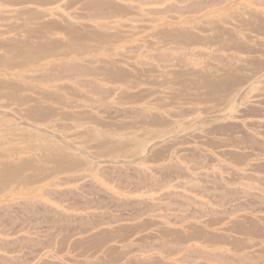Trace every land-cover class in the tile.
Instances as JSON below:
<instances>
[{
	"label": "rangeland",
	"instance_id": "obj_1",
	"mask_svg": "<svg viewBox=\"0 0 264 264\" xmlns=\"http://www.w3.org/2000/svg\"><path fill=\"white\" fill-rule=\"evenodd\" d=\"M89 1L0 0V264H264V0Z\"/></svg>",
	"mask_w": 264,
	"mask_h": 264
},
{
	"label": "bare ground",
	"instance_id": "obj_2",
	"mask_svg": "<svg viewBox=\"0 0 264 264\" xmlns=\"http://www.w3.org/2000/svg\"><path fill=\"white\" fill-rule=\"evenodd\" d=\"M101 2V1H100ZM89 4L92 6V7H95V8H100L101 9V7H102V4L100 3H98L97 2V0H90L89 1ZM34 15H35V13H34ZM41 15V14H40ZM32 16H33V14H32ZM38 17H39V15H38ZM42 17V16H41ZM30 18V17H29ZM30 22V21H29ZM40 21H38V23H39ZM23 23V22H22ZM31 23V22H30ZM42 23V22H41ZM24 24H26V23H24ZM24 24L22 25V26H24ZM42 25V24H41ZM40 25V26H41ZM49 25H51L52 26V23H48V25H47V27H49ZM259 26H257L258 28H263L264 29V23L261 21V20H259V24H258ZM43 26H46V25H43ZM54 27H56V25H53ZM52 26V27H53ZM27 27V26H26ZM25 27V28H26ZM51 27V28H52ZM31 28V27H30ZM45 28V27H44ZM50 28V29H51ZM27 29V28H26ZM49 29V28H48ZM71 29V28H70ZM261 29H259V30H261ZM37 30V29H36ZM72 30V29H71ZM34 31H35V29H34ZM33 31V28H32V32H34ZM38 31V33H39V30H37ZM37 31H35L36 33H37ZM67 31H69V29L67 30ZM77 31V30H76ZM92 31V30H91ZM91 31L90 32H88V34H86V35H82L83 33L82 32H80V31H78V33L77 32H75L74 33V31H69V33L71 34L69 37H68V39H67V48H68V50H73V51H77V49H80V48H82L83 46H81V45H83V44H81L80 43V41H82L84 38H85V40H86V38H89L88 40H91L90 38L92 37V39H94L93 37H94V32H92L91 33ZM30 33V32H29ZM28 33V34H29ZM35 33V34H36ZM41 33H43V32H40L39 34H41ZM50 33V32H49ZM74 33V34H73ZM76 33H77V35L78 36H76ZM82 33V34H81ZM84 33H85V31H84ZM79 34H81V36L79 35ZM95 34H97V32L95 33ZM30 35V34H29ZM31 35H33L32 33H31ZM97 35H99V34H97ZM96 35V36H97ZM36 36H38V35H36ZM39 36H41V38H42V35H39ZM38 36V37H39ZM82 36H84V37H82ZM103 36H105V35H103ZM32 37H34V35L32 36ZM44 38H45V36H44ZM104 38L107 40V38L109 39V36H106V37H103V39H101V41H103L104 40ZM22 41L21 39H19L18 38V40L17 39H15L13 42H14V44H15V42L16 41ZM95 40V39H94ZM105 40V41H106ZM10 41V40H9ZM19 41V42H20ZM24 41H26V40H24ZM23 41V42H24ZM55 42H56V40H54ZM97 41V40H96ZM23 42H21L20 44H22ZM27 43H28V41H26ZM48 42V41H47ZM55 42H52V43H55ZM58 42V41H57ZM81 44V45H79V43ZM98 42H99V40H98ZM18 43V42H17ZM35 43H37L36 41H35ZM43 43H44V41H43ZM41 44L40 43V45H35V46H28V44H25L24 43V46H23V44L20 46V45H13V43H12V45L10 46V44H9V48H7V50H10V53H15V54H17L18 55V57L20 56V58H22V61H21V59H19L21 62H19L20 63V65L21 64H25V63H23L24 61H29V60H31V61H33V60H36V59H38V58H42L44 55L46 56V55H48V54H50L51 53V51L52 50H54L58 45L57 44H52L51 42H48V43H51V44H48V45H50V46H46L45 44ZM45 43H46V41H45ZM227 43V42H226ZM225 43V44H226ZM19 44V43H18ZM38 44H39V42H38ZM47 44V43H46ZM58 44H59V42H58ZM85 44V43H84ZM7 46H8V44H6ZM25 46H27V47H25ZM85 47V46H84ZM7 53L9 52V51H6ZM11 55H14V54H11ZM17 55H16V58H17ZM15 56V55H14ZM14 56H8L9 58H11V57H14ZM1 57V56H0ZM3 58V57H2ZM6 60L7 59H3V61L2 60H0V62L1 63H3L4 61L6 62ZM8 61H9V63H10V60L8 59L7 60V64H9L8 63ZM14 61H16V60H14ZM14 61H12V62H14ZM18 62V60L15 62V63H17ZM62 62V61H61ZM58 63V64H63V62L62 63ZM65 63V62H64ZM71 63L72 64H75V62L73 63V62H70V63H68V64H64V69L63 70H65L66 69V71H61V72H69L70 71V69H73V65H71ZM104 63H107V62H105L104 61ZM108 63H109V61H108ZM57 64V62L55 63V65L56 66H59ZM77 64V63H76ZM75 64V65H76ZM78 66H82L81 64L79 65V64H77ZM110 65H112V64H110ZM16 66V65H15ZM18 66V65H17ZM61 66H63V65H61ZM36 67V66H35ZM50 67H53V65H51ZM60 67V66H59ZM99 68H100V66H98ZM117 67V66H116ZM115 67V68H116ZM76 68V67H75ZM86 68H88L87 66H86ZM52 69H55V68H52ZM51 69V70H52ZM82 69V68H81ZM81 69L79 68V70L81 71ZM93 69V68H92ZM97 69V68H96ZM102 69H104L105 70V74L107 75H111L112 77L113 76H115V75H117L119 78L121 77V75H124V74H122L123 72L121 71V69H118V68H116V69H118V70H116V71H114L113 69H111L109 66L108 67H105V68H103V65H102ZM67 70H69V71H67ZM83 71H81V73H90V72H93V70H95V67H94V69L93 70H91L90 68H89V70L87 69V70H84V67H83V69H82ZM181 71H183L184 72V70H181ZM181 71H179L178 73H180ZM61 72H59V73H61ZM72 72L74 73V72H76L75 70H72ZM182 72V73H183ZM206 72V71H205ZM77 73V72H76ZM80 73V74H81ZM95 73H97V70L95 71ZM94 73V74H95ZM185 73V75H186V71L184 72ZM189 73V71L187 72V74ZM196 73V72H195ZM42 74H43V76H44V78H46L47 76V74H45V73H41L40 75L42 76ZM181 74V73H180ZM193 74V73H192ZM231 73H229V75H230ZM52 75H54V76H57L56 74H52ZM60 74H58V76H59ZM184 74H183V76H185ZM200 75V77H201V75H204L203 77H205V76H213V75H211V74H202V73H200L199 74ZM228 75V77H229V79L231 80V79H233L235 76V74L233 75V77L231 78V76H229ZM57 76V77H58ZM116 76V77H117ZM182 76V75H181ZM24 77H25V75H24ZM50 73H49V79H50ZM110 77V76H109ZM117 77V79H119ZM217 77V76H216ZM228 77H226V78H228ZM26 78V77H25ZM52 78H55V77H51V79ZM111 78V77H110ZM225 78V77H224ZM113 79L115 80V78L113 77ZM219 79V78H218ZM216 79V81H215V79L213 80L212 78L211 79H204V85H205V87L207 86L208 87V89H209V91H211V92H215V90H220V89H218V88H222L223 86H226V83H230V81H228L227 82V80L228 79ZM237 79V78H236ZM46 80H47V78H46ZM81 80V79H80ZM212 80V81H211ZM225 80V81H224ZM235 79H233V81H234ZM2 81H3V79H2ZM2 81L0 82V83H2ZM77 81V80H76ZM82 82H83V80H81ZM5 82V81H4ZM8 82V81H7ZM6 82V83H7ZM93 82V81H92ZM198 82V81H197ZM226 82V83H225ZM15 83V82H14ZM77 83H79V81H77ZM3 84V83H2ZM10 84V83H9ZM11 84H13L12 82H11ZM10 84V85H11ZM82 85V84H81ZM91 85H93V86H91L92 88L94 87V83L92 84L91 83ZM200 86H201V83H200ZM0 87H2V86H0ZM10 87V86H9ZM202 87H203V83H202ZM27 88V87H26ZM95 88V90H96V88L97 89H99L98 88V86L97 87H94ZM224 88V87H223ZM22 90H23V88H21ZM28 90V89H27ZM18 91V90H17ZM20 91V90H19ZM209 91H207V92H209ZM13 92V91H12ZM44 92L45 91H43V94H42V97L44 96L45 97V95L46 94H44ZM217 92V91H216ZM47 93V92H46ZM9 96H11V94H9V93H7ZM49 94V93H48ZM50 94L51 95H53L51 92H50ZM55 94V93H54ZM211 94V93H210ZM1 95V94H0ZM3 96H5V93H3L2 94ZM7 95V96H8ZM57 95V94H56ZM56 95L55 96H49V97H55L56 98ZM7 96H5V98L7 97ZM15 96V95H14ZM29 96V95H28ZM61 96V95H60ZM12 97H13V95H12ZM48 97V96H47ZM46 97V98H47ZM48 97V98H49ZM21 98V97H20ZM15 99V98H14ZM23 99V98H22ZM63 99V98H62ZM61 99V101H63ZM24 100H27V99H25L24 98ZM36 99H34L33 100V98H32V100L31 101H35ZM27 101H30L29 99L27 100ZM17 102H19V101H17ZM22 102H25V101H22ZM30 106H32V105H30ZM34 106V105H33ZM37 106H39V105H37ZM50 107V106H49ZM46 108L49 110V108H48V106H46L45 108H43V109H45L44 111L47 113V110H46ZM40 110H36V111H34L36 114H34V115H37V113L38 114H42V113H44V111H42V109H41V106H40V108H39ZM26 110L28 111V109L26 108ZM25 110V111H26ZM50 110H52V112L54 111L53 110V108H50ZM50 110L48 111V112H50ZM30 111V110H29ZM31 111H32V109H31ZM34 112H32L31 114H33ZM46 113H44V116L42 115V117H46V116H48V114L45 116V114ZM3 114V113H2ZM51 114V113H50ZM9 115V114H8ZM26 116H28V114H26ZM30 116V115H29ZM37 116H39V115H37ZM50 116V115H49ZM48 116V117H49ZM42 117H40L39 116V118H42ZM30 118V117H29ZM36 119V121H38L37 119L38 118H35L34 117V119L33 120H35ZM44 119H46V118H44ZM42 120V119H41ZM18 123V122H17ZM36 127V126H35ZM39 127H37V129H38ZM32 133V132H31ZM84 133H86V132H84ZM92 133V132H91ZM90 133V134H91ZM35 134V133H34ZM4 135V134H3ZM24 136L26 135V134H23ZM34 136V135H33ZM92 136V135H91ZM102 136V135H101ZM10 139V138H9ZM53 141V140H52ZM33 142V141H32ZM123 142V141H122ZM1 143V142H0ZM17 149V148H16ZM22 151V150H21ZM67 153V152H66ZM66 153H64L63 152V150H61V149H58L57 150V152L55 153V154H52L51 156H54V159H53V161H55V163H56V165L57 166H64V165H68V164H71V163H73V160H76V158H74V157H71V156H68V155H66ZM1 155V154H0ZM41 155V154H40ZM40 157V156H39ZM34 159V158H33ZM32 159V160H33ZM32 160H30V161H32ZM23 161H26V160H24L23 159ZM43 161V160H42ZM45 161H46V159H45ZM33 164L32 162H29V160L27 159V161L26 162H24L23 164H19V165H13V164H8V163H6V164H3V165H1L0 166V186L5 182V181H8L9 179H11V178H14V177H18L19 176V173H20V171L23 169L22 167L24 166V168H25V166H28V165H31V164ZM41 163V162H40ZM23 165V166H22ZM33 166V165H32ZM34 167H35V169H36V167H40V165L39 166H36V165H34ZM31 168H33V167H31ZM41 169V168H40ZM24 170V169H23ZM22 170V171H23ZM21 171V172H22ZM26 171V170H25ZM23 176V175H22ZM16 177V178H17ZM24 177L25 176H23V179H24ZM22 178V177H21ZM26 179H27V177H26ZM25 180V179H24ZM23 180V181H24Z\"/></svg>",
	"mask_w": 264,
	"mask_h": 264
}]
</instances>
